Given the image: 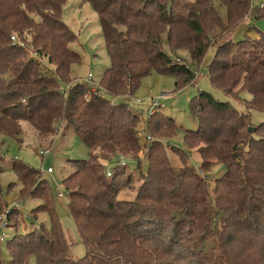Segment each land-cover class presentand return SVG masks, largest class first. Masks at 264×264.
I'll list each match as a JSON object with an SVG mask.
<instances>
[{
    "label": "trees",
    "instance_id": "trees-1",
    "mask_svg": "<svg viewBox=\"0 0 264 264\" xmlns=\"http://www.w3.org/2000/svg\"><path fill=\"white\" fill-rule=\"evenodd\" d=\"M65 1L0 0V139L21 145L27 125L40 143L68 130L87 147L88 160L73 161L63 180L85 256L72 259L48 204V183L14 160L22 194L30 196L26 190L35 179V188L46 184L31 196L42 201L31 218L48 214L50 230L14 232L7 245L11 264L31 258L36 264H264V122L256 124L252 115L264 114V36L232 39L250 0H217L216 11L224 8L226 19L219 14L214 22L230 37L215 44L207 78L227 101L199 92L189 105L196 129L185 132V147L196 149L202 169H225L212 181L215 199L193 167L181 158L179 168L170 165L162 143L146 145L143 173L138 118L127 104L112 100L131 97L153 71L174 75L177 89L189 85L196 72L191 66L212 39L201 21L204 9L174 0H81L98 18L110 61L91 92L86 82L70 77L80 59L68 48L74 35L61 19ZM255 17L264 18V0ZM45 61L54 76L45 74ZM128 162L136 163L131 172L142 185L132 199H119L131 187L130 179L119 181L130 171Z\"/></svg>",
    "mask_w": 264,
    "mask_h": 264
},
{
    "label": "rangeland",
    "instance_id": "rangeland-1",
    "mask_svg": "<svg viewBox=\"0 0 264 264\" xmlns=\"http://www.w3.org/2000/svg\"><path fill=\"white\" fill-rule=\"evenodd\" d=\"M260 2L262 3L263 0H250V9L247 16L233 33L232 39L234 41L245 39L262 41L260 38L264 36V18L255 17ZM176 3L182 5L199 4V8L204 9L201 17L202 24L206 28L207 35L212 38L205 56L197 65L191 66L192 70L196 71L193 81L189 85L177 89L174 75H163L153 71L140 81L131 97L112 98V100L116 104H127L138 118L137 134L143 147L138 152V158L139 161L141 160L143 173H146L148 168L146 160H144L148 152L146 145L152 142L162 143L166 147L167 156L171 158L170 165L173 166L174 164V167L179 168V158H181L186 165L193 167L196 175L208 185L211 199H215L216 189L213 182L224 175L225 169L219 164L206 168L207 170L202 169L201 157L196 149L190 150L185 147L184 135L186 131L196 129V122L190 116L189 105L199 92L211 94L221 102L224 100L222 94L211 87L207 78V71L213 60L215 44L230 37V34L221 30L214 22L219 14L223 19H226V12L223 8L220 13H217V0H174L173 4ZM207 7L212 9L207 10ZM61 19L74 35L68 48L76 53L80 59L79 64L71 67V80L87 82L88 75H91L93 83L99 85L103 73L110 65V61L101 35L98 18L92 7L81 0H66L61 11ZM28 55L30 54L28 53ZM182 57L186 58L187 55L183 54ZM43 65L45 74L54 76V68L46 61ZM88 85L90 84L88 83ZM60 86L66 88L68 84L61 83ZM90 88L91 92L96 89L92 85H90ZM101 96H103L102 91ZM241 98L247 100L248 95L242 94ZM137 101L140 103L137 104ZM224 101H227V99ZM228 101L235 107L240 106V109H244L238 101L229 99ZM152 103H155L159 108L149 114V106ZM252 115L256 124L264 122V114L253 113ZM145 119L150 120V122L146 123ZM171 120L175 121L174 124L171 123ZM22 127L25 132L23 131L24 137L21 145H17V143L5 137L0 139V216L2 214L6 215L7 221L6 237L4 243H0L2 263L11 264L7 245L12 240L14 232H17L18 236H24L30 232L39 233L42 228L46 232L50 230L48 214L39 213L36 218H31V212L42 205L40 199L31 197L37 194V191L44 190L46 184L41 182L42 179L50 187L52 198L49 199L48 204L50 207L53 205L55 219L70 245L71 257L73 260L81 259L85 256V247L79 238L75 223L68 213V198L63 180L70 174L72 162L87 161L89 151L72 131H60L51 142L40 143L37 141L35 133L27 125H22ZM159 149L155 151H159ZM40 150L49 151V154L41 157ZM14 160L38 171L42 177L40 181L42 184L39 187L35 188L34 185L38 182V179H35V183L26 190L30 196L21 193L22 188L19 179L12 168ZM126 165L127 170L130 171L124 172L125 175L123 174L119 181L124 183L127 179H130L131 187L130 191L121 194L119 199L128 200L133 198L134 192L141 187L142 182L139 180L138 173L131 172L136 168V163L128 162ZM48 168L52 170L51 174H47ZM59 193L63 195L62 198H58ZM28 264H36V262L31 258Z\"/></svg>",
    "mask_w": 264,
    "mask_h": 264
},
{
    "label": "built area",
    "instance_id": "built-area-1",
    "mask_svg": "<svg viewBox=\"0 0 264 264\" xmlns=\"http://www.w3.org/2000/svg\"><path fill=\"white\" fill-rule=\"evenodd\" d=\"M259 7H263V2L259 4ZM87 84L89 83L90 85L94 86V87H97L98 85H95L93 83V80H92V76L91 75H88V78H87ZM140 103L139 101H137V104ZM159 108L155 103H152L150 106H149V111L148 113H152L155 109ZM40 156L41 157H45L49 154V151H40L39 152ZM47 174H51L52 173V170L50 168L47 169ZM106 176L109 177L110 176V172L109 171H106ZM63 195L61 193L58 194V198H62ZM6 228H7V221H6V215L2 214L0 216V243H4V240H5V237H6Z\"/></svg>",
    "mask_w": 264,
    "mask_h": 264
}]
</instances>
